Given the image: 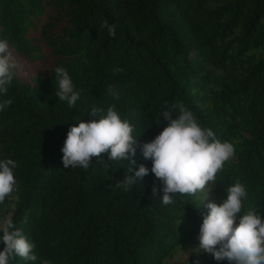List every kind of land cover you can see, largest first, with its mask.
Returning a JSON list of instances; mask_svg holds the SVG:
<instances>
[{
	"label": "trees",
	"instance_id": "16d2710c",
	"mask_svg": "<svg viewBox=\"0 0 264 264\" xmlns=\"http://www.w3.org/2000/svg\"><path fill=\"white\" fill-rule=\"evenodd\" d=\"M105 19L115 37L100 29ZM0 40L28 65L52 63L27 83L14 71L0 94V102L13 101L0 111V161L17 164L16 191L0 204V220L12 212L35 245V264H163L199 234L207 213L202 193L176 194L164 205L162 190L153 196L163 185L151 171L130 190L117 188L139 165L151 169L140 147L132 173L129 161L107 162V154V170L96 157L87 170L64 168L67 132L98 119L93 107L106 114L115 104L143 145L167 126L162 113L183 103L235 148L211 195L220 204L240 182L248 192L241 215L254 210L264 219V0H0ZM57 67L79 92L72 108L55 95ZM197 260L228 264L207 253L181 264Z\"/></svg>",
	"mask_w": 264,
	"mask_h": 264
},
{
	"label": "clouds",
	"instance_id": "9594fccd",
	"mask_svg": "<svg viewBox=\"0 0 264 264\" xmlns=\"http://www.w3.org/2000/svg\"><path fill=\"white\" fill-rule=\"evenodd\" d=\"M100 29H106L109 36L116 35V25L109 24L106 19L100 24ZM16 68L8 42L0 40V94L8 93ZM55 75L58 83L55 95L70 108L74 107L80 96L74 90L68 71L57 67ZM109 93L113 99L119 100L115 86L109 88ZM12 102L11 99L0 102V111ZM177 109L179 115L174 117L173 112ZM91 115L98 119L81 121L67 132L61 149L64 168L80 167L87 170L96 157L106 170L109 167L107 162L127 160L130 166L127 172L132 173V166L136 164L133 158L137 147H140L143 158L151 161V169L139 165L134 175H126L116 183V187L128 191L151 171L163 185L162 189L153 186V196L162 190L164 205L173 204L176 194L197 197L206 189L207 200L211 191L209 184L216 182L225 163L235 154L232 143L221 142L211 128L202 127L183 103L175 104L171 111L162 113L163 119L168 122L167 126L152 141L143 145L137 144L134 128L127 120L121 119L115 104L107 109L106 114L103 109L93 107ZM102 154H107V162L102 159ZM16 167L12 159L0 161V204L16 191L17 181L13 172ZM226 197L220 204L209 202L205 205L207 213L203 215L199 229V250L211 254L217 261L226 260L228 264H264V219L254 210L241 215L248 192L240 182L227 189ZM0 232V243L4 245L0 251V264H12L17 257L35 264L38 256L34 252V243L15 228L11 219L3 220ZM42 264H49V261L43 260ZM194 264H200L199 260Z\"/></svg>",
	"mask_w": 264,
	"mask_h": 264
},
{
	"label": "rangeland",
	"instance_id": "374dc122",
	"mask_svg": "<svg viewBox=\"0 0 264 264\" xmlns=\"http://www.w3.org/2000/svg\"><path fill=\"white\" fill-rule=\"evenodd\" d=\"M11 52V51H10ZM12 53V52H11ZM12 56L17 64V68L14 69L16 74L18 75L19 79L23 83H27L28 80L38 74H44L47 72L49 67H51V62H47L45 65L36 66V65H28L24 63L20 58H18L16 55L12 53ZM209 188V186H208ZM207 189L201 197V204L204 207L205 211H207V208L205 205L209 202H215L217 204V199L211 195L209 192L208 199H206L207 195ZM12 212L10 211L4 218L0 220V226H2V222L4 219L11 217ZM239 222H236L238 225ZM199 234H196L194 237L186 239L182 244L178 245L177 248L170 254V256L164 261L163 264H181L184 262L189 256L192 255H198L205 253L202 250H199V240H198ZM209 254V253H207Z\"/></svg>",
	"mask_w": 264,
	"mask_h": 264
}]
</instances>
